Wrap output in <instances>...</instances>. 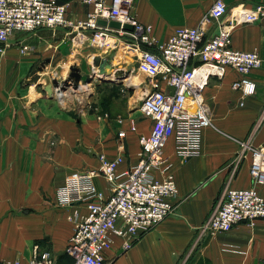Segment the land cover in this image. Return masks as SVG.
<instances>
[{
  "label": "crops",
  "instance_id": "1",
  "mask_svg": "<svg viewBox=\"0 0 264 264\" xmlns=\"http://www.w3.org/2000/svg\"><path fill=\"white\" fill-rule=\"evenodd\" d=\"M60 1L67 3L66 14L71 19L83 18L90 8L77 0ZM213 1L134 0L131 11L140 22L151 24V35L159 44L178 26L202 22L206 35L214 31L208 13ZM224 2L228 10L239 3L245 8L264 4V0ZM8 43H0L4 52L0 53V257H19L21 264H26L32 244L39 242L52 251L59 264H71L65 250L74 225L69 215L74 207L81 213L86 208L83 201L59 204L56 188L67 173L97 166L100 153L109 158L122 153L118 174L136 163L139 135L149 132L152 120L139 110L140 100L133 99L137 89L122 95L123 102L114 95L105 102L106 90L94 79L87 84L84 105L82 95H48L43 89L52 77L63 79L71 64L89 72L93 55L111 56L113 63L119 47H100L89 39L76 43L70 27L65 26L15 31ZM20 44L28 48L21 51ZM231 44L237 49H255L261 57L260 66L247 73L256 82L254 94L243 96L231 87L240 76L232 67L222 76H209L203 96L216 128L200 130L196 154L180 155L175 135L164 146L178 188L173 212L140 234L128 249H122L121 238L115 236L105 250L106 264H264L261 218L199 235L200 225L222 199L226 187L252 184L251 153L245 148L239 156L240 140L264 147V119L260 120L264 112V15L237 24L231 32ZM129 57L130 62L125 60L129 66L118 67L129 75L138 73L134 56ZM35 73L39 74L37 82L30 80ZM131 83L134 88L149 86L134 79L126 86ZM162 87H166L164 83ZM130 120H134V130L129 127ZM120 130L124 135H118ZM153 173L159 175L158 170ZM94 182L110 195L112 183L102 176ZM256 188L264 196V184Z\"/></svg>",
  "mask_w": 264,
  "mask_h": 264
},
{
  "label": "built area",
  "instance_id": "2",
  "mask_svg": "<svg viewBox=\"0 0 264 264\" xmlns=\"http://www.w3.org/2000/svg\"><path fill=\"white\" fill-rule=\"evenodd\" d=\"M77 1L89 4L90 8L83 18L71 19L66 14L67 3L60 0H0V43L8 45L15 31L41 26L70 27L76 43L89 39L100 47L122 48L124 53L134 56L137 70L149 79V86L143 88L139 99V110L152 121L149 132L139 135L137 162L118 174L122 153L112 158L100 153L97 166L67 173L55 190L59 204L83 201L86 208L81 213L79 207H74L69 215L74 225L65 250L71 264H106L105 250L115 236L121 238V248L128 249L140 234L173 212L178 188L164 146L175 135L180 155L198 153L200 130L212 124L203 96L209 76H222L232 67L240 76L231 87L243 96L254 94L256 82L247 73L260 66L261 57L255 49L234 48L231 32L237 24L264 15V4L245 8L239 3L228 10L224 0H214L208 11L214 31L206 35L202 22L178 26L157 44L151 35V24L142 23L133 15L134 0ZM110 20L120 25L111 26ZM124 23L132 28H124ZM27 48V44H20L21 51ZM129 127L135 129L134 120H130ZM118 135H124V130ZM240 145L239 156L245 148L251 153L252 184L226 187L222 199L200 225L199 235L228 230L241 220H264V196L256 188L257 184H264V147L252 146L245 140H240ZM154 170L159 171L158 176ZM97 176L112 183L110 195L97 187ZM119 176L122 177L118 179ZM0 264H21V260L0 257ZM26 264L59 263L50 249L34 242Z\"/></svg>",
  "mask_w": 264,
  "mask_h": 264
},
{
  "label": "water",
  "instance_id": "3",
  "mask_svg": "<svg viewBox=\"0 0 264 264\" xmlns=\"http://www.w3.org/2000/svg\"><path fill=\"white\" fill-rule=\"evenodd\" d=\"M100 23H106L104 19H99ZM109 25L119 26L120 23L116 20H110ZM123 27L126 29H131L132 25L129 23H124ZM92 68L89 72H82L78 64H71L69 66V71L67 75L59 80L56 77H52L50 81H47L43 89L48 95L58 93L60 91H65L67 89L76 90L82 85L92 82L95 78L98 80H116L126 75V72L121 68L113 69L111 56L101 57L100 55H93L92 57ZM43 65V64H42ZM40 70L43 67H39ZM39 74L35 73L30 77V80L37 82Z\"/></svg>",
  "mask_w": 264,
  "mask_h": 264
},
{
  "label": "rangeland",
  "instance_id": "4",
  "mask_svg": "<svg viewBox=\"0 0 264 264\" xmlns=\"http://www.w3.org/2000/svg\"><path fill=\"white\" fill-rule=\"evenodd\" d=\"M0 48H1V46H0ZM121 54H122V57H121V54L119 53L116 57H118V58H121V59H123V60H117V62H116V65L115 66H123V65H128L129 66V64H126L125 63V60L127 61V62H130V59L128 58V56H125V54H124V51H123V49L121 48L120 50H118ZM117 51V52H118ZM0 53H3L4 54V52L0 49ZM2 55L0 54V57H1ZM132 62H131V65H132V63H133V60H131ZM82 63H83V65H88V64H86V62H83L82 61ZM114 65V64H113ZM133 65H134V63H133ZM124 67V66H123ZM131 72V71H130ZM129 77V78H128ZM96 79V78H95ZM137 80L138 81V83L141 85V86H145V84H149V79H148V77L147 76H145L144 74H142V73H136V71H133V72H131V74L129 75V74H126L125 76H123V77H121V78H119V79H116V80H113V81H110V80H102V81H100V80H97L96 79V81H99V83H100V86H103V89H104V91L106 90V96H105V98H104V100H105V102H106V100H110V97L111 96H113L114 95V97L115 98H118L119 99V101L120 102H123V96L122 95H124V94H129V93H131V94H133V90L134 89H137V90H135V92H134V97H133V99L135 100V102H137L138 100H139V98L141 97V95H142V91H143V88L144 87H136V88H134L135 86H134V84H130V86L128 87V86H126V84H127V81H129V80ZM104 81V82H103ZM102 82V83H101ZM91 83V82H90ZM88 84V83H87ZM87 84H85V85H82L80 88H78V89H76V90H73V89H67V90H65L64 91V93H66V94H69V93H71V94H77L78 96L79 95H82V97H83V99H82V102H81V104L82 105H84V102H85V99H86V96H87V89H86V87H87ZM89 85V84H88ZM99 88V87H98ZM140 96V97H139ZM108 103V102H107ZM211 120H212V118H211ZM209 126H211V127H215L216 128V126H215V124H214V122H213V120H212V124L211 125H209Z\"/></svg>",
  "mask_w": 264,
  "mask_h": 264
},
{
  "label": "bare ground",
  "instance_id": "5",
  "mask_svg": "<svg viewBox=\"0 0 264 264\" xmlns=\"http://www.w3.org/2000/svg\"><path fill=\"white\" fill-rule=\"evenodd\" d=\"M120 49H121V48H120ZM120 49H119V50H120ZM119 53H120V52H119ZM120 54H121V53H120ZM124 54H125V56H128V58H130V57H129V54H127V53H124ZM121 57H122V54H121ZM119 59H120V60H123V59L118 58V57L113 58V61H114V62H113L111 65L116 64L117 60H119ZM116 68H120V67H116V66L114 65V66H113V69H116ZM121 69H123V71H125V69H124L123 67H121ZM132 81H133V80H132ZM63 93H64L63 91H60V92H58L57 94L61 96V95H63Z\"/></svg>",
  "mask_w": 264,
  "mask_h": 264
}]
</instances>
